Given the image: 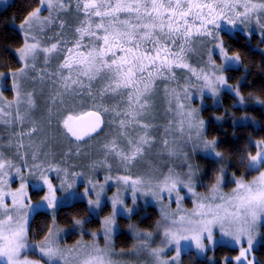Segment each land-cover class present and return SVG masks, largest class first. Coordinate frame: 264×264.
<instances>
[{"label":"snow or ice","instance_id":"6c2138e0","mask_svg":"<svg viewBox=\"0 0 264 264\" xmlns=\"http://www.w3.org/2000/svg\"><path fill=\"white\" fill-rule=\"evenodd\" d=\"M0 3L17 8L0 15V264H259L264 136L237 130L264 126L204 113L225 95L232 109L264 110V83L242 92L255 82L235 47L259 52L264 72V0ZM78 204L86 215L61 228L59 212ZM151 206L158 219L142 228ZM39 216L51 222L33 229ZM137 216L118 249L119 221ZM221 247L237 254L208 256Z\"/></svg>","mask_w":264,"mask_h":264},{"label":"trees","instance_id":"16d2710c","mask_svg":"<svg viewBox=\"0 0 264 264\" xmlns=\"http://www.w3.org/2000/svg\"><path fill=\"white\" fill-rule=\"evenodd\" d=\"M14 2L17 6H20L23 3V0H14ZM16 12H17V8L10 7L8 8L6 13H0V15H3L6 17L13 16L16 14ZM256 38L252 39L251 41L252 45L255 43ZM252 45H251L252 49H255ZM235 47L242 48L243 51L247 53L244 57L245 59L244 67H247L251 73V75L248 76V80L250 82L252 81L255 82L254 85L252 83H249L247 86H245L242 89V92L245 96H248L249 93H252L254 96H259L260 92L258 90L261 84L264 83V72H262L260 69V63H261L262 57L259 54V52L249 51L246 47H244L243 39H240V42L236 44ZM230 75L234 77V79L231 80L230 83L235 84L236 80H238L242 75H244V73L241 70V71L230 73ZM223 100H224L225 105L231 108V105L233 103L232 98L229 95H225L223 97ZM233 110H235L237 114L242 112L241 110H237V109H233ZM212 111L219 113L220 108L219 109L210 108L204 113V116L209 118L211 116ZM247 111L252 113L261 122L262 126H264V112L260 108L258 107L250 108ZM224 129H226L227 132L229 133V136H231L233 129L230 126L229 122L224 123ZM237 134L238 136L242 138L250 135L253 139H259L261 138V136H264V133L258 132L257 130H254L252 127L240 128L237 130ZM211 135H216V132L213 131ZM244 145H245V141L241 139L239 146L243 148ZM225 155L227 156L228 153L226 152ZM207 166H208V161L204 160L203 167H207ZM240 172L242 173L243 169H240ZM85 208H86V205L84 204H78L74 208H63L58 214V224L62 226H67L66 221H65V216L67 215H78L80 217L85 216L86 215ZM147 215L150 217V219L145 221V223L141 224V226L143 227H148L152 225L154 221L158 219L157 210L152 206L147 209ZM134 218H136L135 221L138 220L137 222L140 223V219H138V217H134ZM46 222L47 223L51 222L49 217H46V216L36 217V220L33 223V229H35L37 225L43 226ZM89 227H91L92 229H98L99 224L93 223V224H90ZM130 244H131V238L129 235H126L124 233L123 235H118L116 237L117 247H126V246H129ZM256 252H257V258H258L259 264H264V248L258 247ZM214 253H216L217 256H221L224 254H235L236 252L229 251L228 247H221V248H218ZM185 264H189V261L187 259H185Z\"/></svg>","mask_w":264,"mask_h":264},{"label":"rangeland","instance_id":"374dc122","mask_svg":"<svg viewBox=\"0 0 264 264\" xmlns=\"http://www.w3.org/2000/svg\"><path fill=\"white\" fill-rule=\"evenodd\" d=\"M2 7H3V4L0 3V8H2ZM258 44H259V37L257 36V38L255 39V43L252 45V42H251V45H252L254 48H256V46H257ZM260 47H261V48H264V45H260ZM5 95H7V96H9V98H11V93H9V92H5ZM245 97H247V96H245ZM207 104H208V110H209L210 108H212V106H211V105H212V101H211V100H208V101H207ZM195 106L198 107V106H199V103L197 102V104H196ZM256 107L260 108L259 106H250L248 109H250V108H256ZM225 108H227V109H229L230 111L234 112L236 118H239L240 116L247 114V115H249V116L254 117L256 120H258V119H257L252 113H250V112H248V111H247V113H245L244 111H242V112H240L239 114H237L235 110H233V109H231L230 107L226 106L225 103H224L223 107L220 108V112H219V113H216L215 111H212L211 116H213V115H222L223 112H224V109H225ZM212 109H215V108H212ZM260 109H261V108H260ZM261 110H262V109H261ZM262 111L264 112V110H262ZM204 117H205V116H204ZM205 119H207V117H205ZM229 119H230V118H229ZM258 121H259V120H258ZM196 159H197V162L201 165V167H203V161H204V159H201V158H199V157H197ZM243 172H244V169H243ZM243 172H242V173H243ZM102 176H103V173H101V179H102ZM249 178H251V177H249ZM54 182H55V181H54ZM18 186H19V182H18V181H15V182L13 183V187L15 188V187H18ZM80 190L83 191V188L81 187ZM115 190H116L115 187H113V188L111 189V191L108 192L107 194H108L109 196H111L112 193L115 192ZM225 190L227 191L228 189H225ZM200 191H204V189H200ZM38 199H39L38 196L33 195V201H34V202H35L36 200H38ZM129 203H130V202H129ZM152 207H154V206H152ZM173 207H175V205H173ZM185 207L191 208V203L188 202V201H186V202H185ZM154 208H155V207H154ZM155 209H156V208H155ZM109 210H110V209H106L105 212H104L102 215H106L107 212H108ZM156 210H157V209H156ZM141 215H144V212H142ZM137 217H138V219H140L139 216H137ZM135 219H136V218H133L131 221H128V220H125V219H121V220L119 221V224H120V232H123V233H125L126 235H129V236H130V234H127V225H128V223H137V224H139V222H137L138 220L135 221ZM59 226H60L61 228L67 227V226H62V225H59ZM140 226H141V225H140ZM141 227H142V228H145V227H143V226H141ZM88 228H89V230H97V229H92V228L89 227V226H88ZM130 238H131V236H130ZM77 239H79V236L76 235V234H72V235L67 236V237L65 238V243H66L67 245L70 246V245H72ZM85 240H90V237L86 236V237H85ZM100 242L103 243L102 238H101V241H100ZM115 243H116V239H115ZM131 244H132V239H131ZM131 244H130L129 246H126L125 248L130 247ZM258 247H259V246H258ZM258 247H257V249H258ZM117 248L119 249L120 247H117ZM257 249H256V250H257ZM236 254H237V253H235V254H224V255H221V256H217L216 253L209 252V253H208V256H209V257L214 256L216 260L222 262L224 256H229V255L234 256V255H236ZM254 256H255V258L258 260V258H257V252H256V251L254 252Z\"/></svg>","mask_w":264,"mask_h":264}]
</instances>
